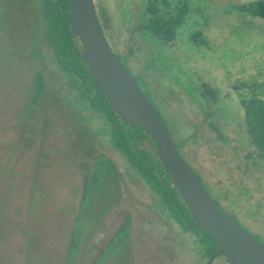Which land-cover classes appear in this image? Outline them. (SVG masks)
<instances>
[{"label": "rangeland", "instance_id": "1", "mask_svg": "<svg viewBox=\"0 0 264 264\" xmlns=\"http://www.w3.org/2000/svg\"><path fill=\"white\" fill-rule=\"evenodd\" d=\"M98 1L109 15L123 12L122 0H94V4ZM190 1V13L178 28L179 41L172 53L167 47L160 50L147 44L144 53L152 55V64L139 68L143 61L137 60L138 67L130 63L127 69L161 117L166 113L194 125L197 139L180 150L182 157L202 174L206 182L201 179L202 184L219 209L264 246V167H248L252 150L240 141L239 125L229 124L237 114L239 96L224 90L225 81L237 77L243 83L256 84L257 94L264 98V20L232 18L234 4L263 0ZM28 3L30 0H0V264H205L207 259L201 257L196 239L191 244L184 242L178 229L150 207L147 189L121 161L123 180L118 193H111L107 184L99 186L80 208L84 173L92 162L79 148L81 138L72 128L74 106L53 93L44 97L49 106L41 104L32 112L24 109L34 90L35 38L44 30ZM138 7L136 0L131 1V14ZM119 18L123 23V16ZM115 25L129 36L123 24ZM201 30L207 46L186 43L189 34ZM119 43L126 49L124 40ZM131 45L135 46V39ZM197 77L220 89L221 102L207 107L213 111L210 117L198 104ZM51 78L48 83L62 86L55 80L56 73ZM157 94H164V101ZM60 110L71 114L62 115ZM215 116H220L218 121ZM210 122L220 130L221 139L209 128ZM81 124L94 130L93 120ZM92 141L98 154L118 160L104 143ZM59 145H66L70 156ZM115 196L119 200L114 203ZM79 212L83 222L76 245L79 249L68 261L74 218ZM127 218L129 243H117L113 248L110 241ZM104 250L107 254L99 259ZM213 264L226 263L217 258Z\"/></svg>", "mask_w": 264, "mask_h": 264}, {"label": "trees", "instance_id": "2", "mask_svg": "<svg viewBox=\"0 0 264 264\" xmlns=\"http://www.w3.org/2000/svg\"><path fill=\"white\" fill-rule=\"evenodd\" d=\"M131 1L133 0H122L123 12L121 15L116 11L113 15H109L99 3L101 1H98L97 5L94 4L104 37L111 50L120 57V63L128 73L127 65L134 63L138 67L137 60L143 61L139 68L149 67L152 64L154 60L153 58L150 59L152 55L147 57L144 53L147 44L155 45L160 50L167 47L169 51L175 47L176 42L179 41V39L177 40L178 28L185 23L191 5L190 0H136L139 7L136 12H133L135 14L134 18L131 14L132 9H130ZM28 4L35 9L36 16L42 20L44 30L39 34L40 39H38V35L35 38V44L38 45V61H33L35 65L34 90L24 109L26 110L27 107L32 112L40 108L41 104L45 103L49 106V102L44 100V97L53 93L61 94L74 106V111L71 112L72 114L70 113L71 118L69 117L72 120V128L75 135L79 134L77 136L81 138L79 148L83 151L84 156H87V159L92 162L90 168H83L87 171L84 173L80 208L86 197L94 196L99 186L107 184L111 189V193H115V195L118 193L117 189L123 180L122 172L119 169L121 161L124 168L129 170L131 175L136 177L147 189L151 199L150 207L156 208L169 226L178 229L177 231L184 242L191 244L196 239V242L200 245L201 257L203 260L208 259L215 252L213 240L192 221L190 211L173 187L151 138L143 129L128 126L117 117L98 84L88 72L80 56L82 52L80 42L76 37H73L69 27L68 0H30ZM108 9L115 10L113 6H109ZM234 9L233 19L251 17L264 20V0L234 4ZM231 15L230 12L229 16L231 17ZM120 16H123V23L120 22ZM117 22L123 24L124 28L129 30V36L126 37L123 34L120 25H115L118 24ZM132 39H135V46L131 45ZM122 40L127 46L126 49L121 47L122 45L119 43ZM186 43L195 47H201L202 45L204 47L207 46L208 41L201 30L189 34L186 37ZM146 60L147 62H145ZM53 72L58 76L55 80L62 86L56 87V85L53 86L47 82L52 79ZM150 75L153 77L155 74ZM145 77L149 78L150 76L146 74ZM197 81L196 90L198 91L197 96L201 100L198 103L200 106L202 105L205 107L204 109H207V107L211 105L215 107L216 104L221 102L220 89L212 81H206L198 77ZM225 83L224 90L235 92L239 96L238 107H236L237 114L234 118L231 116L233 119L229 124L239 125L238 129L241 132L238 130L236 132L240 133V141L243 139L246 148L252 150V155L247 156V160L250 161L248 167L251 170L259 164L264 167V98L257 94V85L254 83H243L237 77L233 80L228 79ZM140 90L142 91L141 88ZM160 94H157V97L162 99L164 94L162 97ZM144 95L147 97L146 94ZM162 101H164V98ZM60 111L59 113L62 115L66 113L70 115L69 112ZM157 114L168 131L177 153L208 194L201 181V179L204 181L202 174L198 172L191 161L186 162L180 153V150L183 151V148L185 149L196 141L197 136L194 125L192 126L190 122H179L172 115L169 116L166 113L165 118L161 117L158 112ZM204 114L206 117H210L213 111L211 113L207 109ZM214 118L218 121L220 116ZM92 120L94 121V130H90L89 125L84 126L81 124V121L88 123ZM212 124L214 125L213 122H210L211 127L209 128L215 130L217 137L221 139L220 130L218 131L216 127H212ZM89 132H94L97 137H91ZM92 140H95L96 145L104 143L117 154L118 160L98 154L94 150L95 144ZM66 145H59L58 148L64 147L70 156ZM235 150H237V147H234ZM238 194L244 196L245 193L239 191ZM114 199V203L119 200L116 196ZM221 212L236 223L233 216L232 218L222 210ZM81 215L82 213L79 212L74 218V229L69 241L68 261H72L76 257L75 255H77L79 249L76 245L80 231L83 230L81 228L83 226ZM129 227L130 219L127 218L110 241L113 248L117 243H129ZM105 250L102 251L99 259L102 255L107 254ZM218 258L229 264L224 257Z\"/></svg>", "mask_w": 264, "mask_h": 264}, {"label": "water", "instance_id": "3", "mask_svg": "<svg viewBox=\"0 0 264 264\" xmlns=\"http://www.w3.org/2000/svg\"><path fill=\"white\" fill-rule=\"evenodd\" d=\"M69 27L80 54L110 108L128 126L143 129L155 145L173 187L192 221L212 240L215 252L205 264L224 257L229 264H264V246L224 215L177 153L156 110L106 41L93 0H68Z\"/></svg>", "mask_w": 264, "mask_h": 264}]
</instances>
